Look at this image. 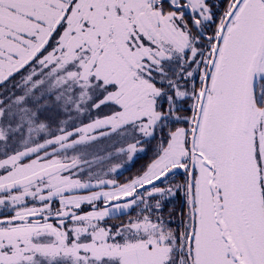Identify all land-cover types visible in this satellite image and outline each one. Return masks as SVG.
I'll return each mask as SVG.
<instances>
[{
  "label": "snow or ice",
  "instance_id": "1",
  "mask_svg": "<svg viewBox=\"0 0 264 264\" xmlns=\"http://www.w3.org/2000/svg\"><path fill=\"white\" fill-rule=\"evenodd\" d=\"M0 264H264V0H0Z\"/></svg>",
  "mask_w": 264,
  "mask_h": 264
},
{
  "label": "trees",
  "instance_id": "2",
  "mask_svg": "<svg viewBox=\"0 0 264 264\" xmlns=\"http://www.w3.org/2000/svg\"><path fill=\"white\" fill-rule=\"evenodd\" d=\"M152 158V151L151 149L146 153H142L140 155H138V157L131 163L128 165V170L124 171L123 173V177H129L132 176L134 174H136L142 166H144L146 163H148L150 161V159Z\"/></svg>",
  "mask_w": 264,
  "mask_h": 264
},
{
  "label": "rangeland",
  "instance_id": "3",
  "mask_svg": "<svg viewBox=\"0 0 264 264\" xmlns=\"http://www.w3.org/2000/svg\"><path fill=\"white\" fill-rule=\"evenodd\" d=\"M108 143H109V142H107V141L101 142L100 147H104V146H106ZM140 154H142V153H140ZM140 154H139V155H140ZM127 167H128V166H127Z\"/></svg>",
  "mask_w": 264,
  "mask_h": 264
}]
</instances>
